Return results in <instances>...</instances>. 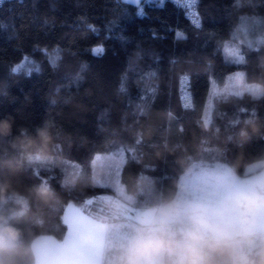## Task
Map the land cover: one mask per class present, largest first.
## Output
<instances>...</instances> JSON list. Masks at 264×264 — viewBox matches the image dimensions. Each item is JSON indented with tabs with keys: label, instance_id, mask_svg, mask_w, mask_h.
<instances>
[{
	"label": "trees",
	"instance_id": "trees-1",
	"mask_svg": "<svg viewBox=\"0 0 264 264\" xmlns=\"http://www.w3.org/2000/svg\"><path fill=\"white\" fill-rule=\"evenodd\" d=\"M141 6L145 17L123 0L0 2V119L12 120L11 134L0 137V185H8L0 215L23 233L24 264L35 262L37 237L64 239L66 205L94 200L89 210L101 214L95 199L114 191L90 184L91 163L113 146L126 149L120 181L140 210L176 195L194 164L224 163L243 177L246 166L264 161V93L215 97L209 124L202 120L210 78L221 87L228 74L243 71L247 82L264 84V0H197L202 29L172 0ZM152 30L165 38L154 39ZM176 30L187 39L177 40ZM227 41L239 45L245 63L225 61ZM101 45L102 57L88 50ZM24 57L41 71L12 73ZM181 75L189 78L190 109L181 102ZM42 128L46 144L38 137ZM24 136L35 142L14 148ZM38 156L52 160L34 162ZM55 157L80 165L70 187ZM39 186L54 194L48 203L31 194ZM12 192L29 199L22 217L13 215L19 206Z\"/></svg>",
	"mask_w": 264,
	"mask_h": 264
},
{
	"label": "clouds",
	"instance_id": "clouds-1",
	"mask_svg": "<svg viewBox=\"0 0 264 264\" xmlns=\"http://www.w3.org/2000/svg\"><path fill=\"white\" fill-rule=\"evenodd\" d=\"M255 88L264 93V84H256ZM246 124L256 130L250 122ZM11 125V117L0 119V137L11 134ZM241 135L246 133L242 131ZM38 137L45 144L50 139L46 128L38 131ZM34 142L27 136L16 137L12 146L24 149ZM7 190V184L0 185V204L8 202ZM30 191L44 203L54 196L45 186ZM182 193L183 188L178 186L176 195L140 210L136 234L115 257V264H157L164 256L170 264H264V240L256 258L244 251L251 242L252 217L256 210L264 208V192L252 189L234 192L216 206L186 203ZM10 196L19 206L13 215L24 216L29 209L28 197L18 192ZM252 200L257 204L255 210L249 207ZM178 215H183L186 226L174 229L171 222ZM230 217L235 218L238 225L231 223ZM27 253L21 230L11 225L8 217L0 215V264H24Z\"/></svg>",
	"mask_w": 264,
	"mask_h": 264
},
{
	"label": "rangeland",
	"instance_id": "rangeland-1",
	"mask_svg": "<svg viewBox=\"0 0 264 264\" xmlns=\"http://www.w3.org/2000/svg\"><path fill=\"white\" fill-rule=\"evenodd\" d=\"M241 51L240 47L234 41H227L223 47L224 59L227 62H233L234 56L230 53ZM31 61L30 59H28ZM26 71L25 69H22ZM237 71L226 76L225 84L219 87L213 78H210L209 94L204 107L202 120L205 125L209 124L211 117L212 102L215 97L227 95H242L250 93L254 97H259L262 93L257 92L255 85L249 83L246 78H241ZM244 73V72H243ZM121 146H113L108 152L97 154L91 163V174L89 181L91 185L98 187H108L114 191L112 196L95 199V204L101 214H96L89 210V203L78 206L73 203L68 205L67 214L64 222L73 225L71 215L78 210H82L89 215H84L85 236L82 239L81 250L87 257H83L76 264H115V257L135 236L138 228V216L140 209L134 207V198L129 195L120 181L121 169L126 161V156L120 155ZM100 156L101 158H97ZM39 157V156H38ZM64 173L63 186L70 187L81 175L79 164L70 162L62 158H54ZM52 160L46 158H33L34 162ZM46 163V162H45ZM179 179L178 186L183 188L182 199L186 203H201L208 206H216L226 195L234 192L246 191L252 189L258 192H264V161H258L249 164L245 168V176H238L233 169L224 163H215L211 166L192 165ZM226 170H231L229 173ZM106 185V186H105ZM249 207L257 209L255 200L249 201ZM74 208V209H72ZM74 210V211H73ZM254 223L251 225V242L245 246L244 251L251 258H256L261 247V241L264 240V208L255 211L252 217ZM229 221L238 225L235 218L230 217ZM75 226V225H74ZM186 221L183 215H178L171 222L174 229L183 228ZM51 237V236H50ZM42 238H45L42 236ZM43 240V239H40ZM49 244L37 241L34 244L33 254L35 264H49ZM103 259L99 262V257ZM71 264V263H69ZM157 264H170L167 256L161 258Z\"/></svg>",
	"mask_w": 264,
	"mask_h": 264
},
{
	"label": "snow or ice",
	"instance_id": "snow-or-ice-1",
	"mask_svg": "<svg viewBox=\"0 0 264 264\" xmlns=\"http://www.w3.org/2000/svg\"><path fill=\"white\" fill-rule=\"evenodd\" d=\"M0 2H2V0H0ZM196 2H197V0H172V3L174 5H176L177 7H181L183 9H185L184 15L186 18L191 15L190 11H188V9L190 8V5L194 4ZM123 3H125L127 5H135L137 7V11L135 13L136 16L137 17H145L146 13H145L143 7L141 6L142 4H144V5L156 4L157 7H163L165 4V0H123ZM202 26H203L202 19L200 20L199 23L194 25V27H196L198 29H202ZM93 31H95V29H93ZM109 31H110V29H109ZM168 31H173V29L171 27H169ZM151 35L154 39H161L162 40L165 38L164 36L160 35L155 30H152ZM174 37L177 40L178 39H187L186 34L180 30H176L174 32ZM120 39L123 40V39H126V37L120 36ZM88 50L91 52V54L93 56H97L99 54V56H101V57L103 56V54L106 51V49L103 45L98 46V47L92 46ZM43 51L47 52V49L45 48ZM257 51H259V49H257ZM230 55L235 57V60L233 62L236 64H243V63H245V61L247 59V57L245 55H243V53L241 51H233L230 53ZM25 68H26V76L27 77H30L33 72L39 73L41 71V66L39 64H37L34 60L29 61L27 57H24V60L22 62H19L14 67H12L11 71H12V73L16 74V73H20L21 69H25ZM239 76L241 78H245L246 73L241 72V73H239ZM120 90L125 91L123 85L121 86ZM141 98H143V97H141ZM262 99H264V98H262ZM252 115H258V113L254 111V112H252ZM141 116H143V111H141ZM121 154L124 156H127V153L124 152L123 149H121L120 155ZM97 158H101V157L97 156Z\"/></svg>",
	"mask_w": 264,
	"mask_h": 264
},
{
	"label": "crops",
	"instance_id": "crops-1",
	"mask_svg": "<svg viewBox=\"0 0 264 264\" xmlns=\"http://www.w3.org/2000/svg\"><path fill=\"white\" fill-rule=\"evenodd\" d=\"M69 205V204H68ZM68 205L65 206L64 209V214L62 216V219L65 218L67 214V208ZM74 209V208H72ZM74 211V210H73ZM76 212L71 215L72 223L74 224L73 227L72 225H69L68 223H65L67 226V232L62 240H56L53 237L50 236H43L45 238H42V236L37 237L33 242H32V251L34 250V244L37 241H40L41 243H47L49 244V250L51 253H49V264H76L79 262L83 257H87L85 253L81 250V245L83 244V241L81 238L85 236V231L84 226L82 229H79L78 227H82L81 223L85 222L84 215H89L87 214L86 211L82 210L81 212L78 210H75ZM91 218V217H90ZM64 221V219H63ZM43 239V240H40ZM103 259V256L100 255L99 257V262L100 260ZM36 261V260H35ZM76 262V263H75ZM35 264V262H34Z\"/></svg>",
	"mask_w": 264,
	"mask_h": 264
},
{
	"label": "built area",
	"instance_id": "built-area-1",
	"mask_svg": "<svg viewBox=\"0 0 264 264\" xmlns=\"http://www.w3.org/2000/svg\"><path fill=\"white\" fill-rule=\"evenodd\" d=\"M5 1V0H2ZM181 8V7H180ZM183 11L185 9L181 8ZM190 11L191 15L187 17L192 24L199 23V14L197 11V2L190 5V8L188 9ZM179 90H180V98L181 102L184 107L190 109L192 107V95L190 91V83L189 78L186 75H181L179 78ZM1 207V205H0Z\"/></svg>",
	"mask_w": 264,
	"mask_h": 264
}]
</instances>
